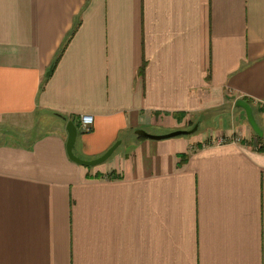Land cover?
I'll list each match as a JSON object with an SVG mask.
<instances>
[{"label": "crops", "instance_id": "obj_1", "mask_svg": "<svg viewBox=\"0 0 264 264\" xmlns=\"http://www.w3.org/2000/svg\"><path fill=\"white\" fill-rule=\"evenodd\" d=\"M237 99L264 130V0H0V264H264ZM68 120L81 158L119 144L80 165Z\"/></svg>", "mask_w": 264, "mask_h": 264}, {"label": "water", "instance_id": "obj_2", "mask_svg": "<svg viewBox=\"0 0 264 264\" xmlns=\"http://www.w3.org/2000/svg\"><path fill=\"white\" fill-rule=\"evenodd\" d=\"M48 74H49V71H47L46 75H48ZM235 105L237 107H241L244 110L247 122L249 123L253 132L256 133L259 137H261L264 140V130L257 123V121L253 115L251 105L247 101H245L244 99H237L235 101ZM196 127L197 126L195 125L191 129H179V130L171 131V132L165 133V134H151V133L144 131L143 129H137L135 131V133L137 135L143 136L145 138L159 140V139L174 137V136H178V135L190 134L196 130ZM66 131H67L66 151H67L69 158L72 161H74L80 165H84V166H93V165L104 162L105 160H107L110 157V155L112 154L114 149L119 144V141H116L100 156L95 157L93 159H84V158H81L80 156L76 155L74 152L75 140H76V135H77V127L72 120L67 121Z\"/></svg>", "mask_w": 264, "mask_h": 264}, {"label": "built area", "instance_id": "obj_3", "mask_svg": "<svg viewBox=\"0 0 264 264\" xmlns=\"http://www.w3.org/2000/svg\"><path fill=\"white\" fill-rule=\"evenodd\" d=\"M93 121V116L90 114H83L80 116V122L82 123V125L84 126V130L86 132L89 131V125L92 123ZM241 138L240 137H226V136H218L217 137V143L218 144H223V143H227V142H232V143H240Z\"/></svg>", "mask_w": 264, "mask_h": 264}, {"label": "trees", "instance_id": "obj_4", "mask_svg": "<svg viewBox=\"0 0 264 264\" xmlns=\"http://www.w3.org/2000/svg\"><path fill=\"white\" fill-rule=\"evenodd\" d=\"M77 25H78V23H76V24L73 26V28L71 29L70 33H69L68 36L66 37L64 43L62 44V47H61V49H60V51H59L57 57H56V58L53 60V62H52V65H51V68H52V69L54 68L55 64L57 63L58 58H59V56L61 55L63 49L65 48L67 42L69 41V39H70V38L72 37V35L74 34V32H75V30H76V28H77ZM40 88H42V86H41ZM253 133H254V132H253ZM254 136H255V138L257 139L258 142H260V143H263V142H264V140H263L261 137H259L256 133H254ZM240 143L245 144V143H248V142H247L245 139H241V140H240ZM259 148H260V147H258V149H259ZM185 157H186V155H182V158H183V159H185ZM109 177H114V176H113V175H110Z\"/></svg>", "mask_w": 264, "mask_h": 264}, {"label": "rangeland", "instance_id": "obj_5", "mask_svg": "<svg viewBox=\"0 0 264 264\" xmlns=\"http://www.w3.org/2000/svg\"><path fill=\"white\" fill-rule=\"evenodd\" d=\"M81 130H82V129H81ZM145 130H148V132L153 133V134H156V133H154V132H158V131H154V129L149 128V127H147ZM82 132H85V130H82ZM75 141H76V140H75ZM0 142H3V140L0 139ZM74 148H75V147H74Z\"/></svg>", "mask_w": 264, "mask_h": 264}]
</instances>
